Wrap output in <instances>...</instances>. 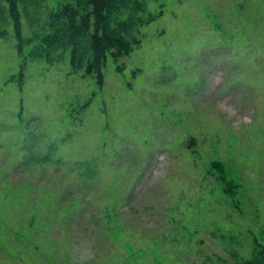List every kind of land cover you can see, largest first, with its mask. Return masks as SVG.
Here are the masks:
<instances>
[{
	"label": "rangeland",
	"instance_id": "1",
	"mask_svg": "<svg viewBox=\"0 0 264 264\" xmlns=\"http://www.w3.org/2000/svg\"><path fill=\"white\" fill-rule=\"evenodd\" d=\"M87 1L0 0V264L264 261V0Z\"/></svg>",
	"mask_w": 264,
	"mask_h": 264
},
{
	"label": "trees",
	"instance_id": "2",
	"mask_svg": "<svg viewBox=\"0 0 264 264\" xmlns=\"http://www.w3.org/2000/svg\"><path fill=\"white\" fill-rule=\"evenodd\" d=\"M9 3L10 13L14 20L15 30L17 35L21 34V20L18 0H7ZM90 10L88 13L81 16V22H77V12L71 7H66L65 14L68 17V26L70 30L69 42L74 46L72 56V64L75 66L76 46L79 43L80 37L90 31L91 45L93 56L88 61L86 72L97 74L98 82L103 79V67L107 61L108 55L111 54L115 58L124 54H129L134 44L140 42L136 36L127 38L120 32V29L126 27L125 21H120L119 27H113L110 21L111 11L116 7L118 0H88ZM154 17L150 16V19ZM264 254V249L262 250ZM238 264H264L261 260H246Z\"/></svg>",
	"mask_w": 264,
	"mask_h": 264
}]
</instances>
